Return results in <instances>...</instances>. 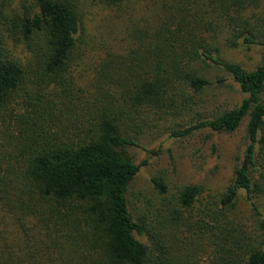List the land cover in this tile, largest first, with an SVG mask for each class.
<instances>
[{"label": "trees", "instance_id": "16d2710c", "mask_svg": "<svg viewBox=\"0 0 264 264\" xmlns=\"http://www.w3.org/2000/svg\"><path fill=\"white\" fill-rule=\"evenodd\" d=\"M140 1L0 0V264H264V56L253 70L223 57L264 48V0ZM94 10L116 12L103 43ZM227 77L239 105L170 136L245 123L229 186L212 199L153 178L159 200L135 219L127 150L150 116L197 114Z\"/></svg>", "mask_w": 264, "mask_h": 264}, {"label": "rangeland", "instance_id": "374dc122", "mask_svg": "<svg viewBox=\"0 0 264 264\" xmlns=\"http://www.w3.org/2000/svg\"><path fill=\"white\" fill-rule=\"evenodd\" d=\"M149 0H141L145 5ZM88 33L95 43H103L107 35L116 32V12L99 14L97 10L89 17ZM107 19V21H106ZM111 37L112 34L110 35ZM264 56V48L238 47L223 49V57L229 63L237 64L246 70L255 69ZM202 93V103L196 114L194 111L180 118L150 116L154 127L143 132L138 139V148H129L128 157L139 166L133 182L129 186L127 200L131 215L136 219L151 211L159 197L151 183L153 178L163 180L169 193L175 194L184 186H197L207 198H217L229 186L236 163L241 159L246 145L245 123L233 134H218L207 130L192 134L187 138H172L173 131L188 127L204 118L216 116L238 106L242 95L237 86L227 77L224 85L215 78ZM240 193L238 216L251 225L250 207ZM260 204L264 207V195Z\"/></svg>", "mask_w": 264, "mask_h": 264}]
</instances>
